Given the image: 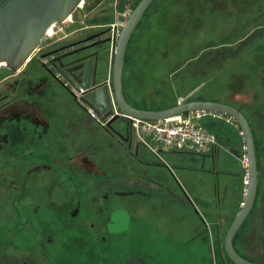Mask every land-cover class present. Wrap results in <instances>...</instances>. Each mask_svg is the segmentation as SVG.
Masks as SVG:
<instances>
[{
    "label": "flooded vegetation",
    "instance_id": "1",
    "mask_svg": "<svg viewBox=\"0 0 264 264\" xmlns=\"http://www.w3.org/2000/svg\"><path fill=\"white\" fill-rule=\"evenodd\" d=\"M95 1L82 6L84 18L74 15L80 5L67 20L78 27L42 41L20 70L0 71V264H235L219 192L215 216L163 224L178 247H161L160 224L145 214L158 192H171L166 165L97 151V132L107 135L105 150L140 145L122 118L112 132L90 116L68 72L90 60L101 87L112 78L114 14Z\"/></svg>",
    "mask_w": 264,
    "mask_h": 264
},
{
    "label": "rangeland",
    "instance_id": "2",
    "mask_svg": "<svg viewBox=\"0 0 264 264\" xmlns=\"http://www.w3.org/2000/svg\"><path fill=\"white\" fill-rule=\"evenodd\" d=\"M99 1L102 4L97 11L111 10L113 22L119 12L133 9L138 0ZM97 2L84 0L74 15L84 18L86 7L82 6L94 7ZM72 18L70 15L69 20ZM60 25L64 31L47 33L43 41L79 26L68 21ZM126 57L124 91L135 107L143 108L141 102L146 107H164L177 94L192 89L196 99L203 96L233 101L247 116L260 163L259 186L255 205L237 234L236 246L252 261L264 263V0H154L130 39ZM204 123L217 135L214 150L208 154L161 152L171 192H158L153 209L145 214L160 224L161 247L173 245L167 243L163 224L215 216L210 205L214 206L216 192L222 203L223 236L241 209L247 162L239 126L236 122L218 126L209 119ZM115 125L120 127L118 122ZM105 136L99 132L95 135L98 152L127 153V158H132L129 149L101 147ZM82 138L80 132L79 141ZM139 154L159 159L145 146L139 148Z\"/></svg>",
    "mask_w": 264,
    "mask_h": 264
},
{
    "label": "water",
    "instance_id": "3",
    "mask_svg": "<svg viewBox=\"0 0 264 264\" xmlns=\"http://www.w3.org/2000/svg\"><path fill=\"white\" fill-rule=\"evenodd\" d=\"M84 0H0V71L20 70L31 55L41 45L48 29L56 22H66L70 15L80 7ZM154 0H141L132 9L118 38L112 64L111 89L119 110L133 117L142 119H163L175 114L196 109L223 112L231 115L238 124L243 137L246 151L247 173L246 189L241 209L235 215L225 238L224 249L235 264H264L249 260L242 256L234 245V237L239 232L252 211L259 186V166L256 141L253 128L247 116L237 107L224 102L196 99L195 91L177 104L163 109L138 108L132 105L125 94L123 75L126 64V54L130 39L142 20L145 12ZM68 72L77 81L76 89H85L84 101L105 120L113 110L110 104L109 90L98 82V63L92 61L68 68ZM78 73V74H76ZM121 119L114 115L107 121V126L116 132L112 124ZM139 145H145L139 138Z\"/></svg>",
    "mask_w": 264,
    "mask_h": 264
},
{
    "label": "built area",
    "instance_id": "4",
    "mask_svg": "<svg viewBox=\"0 0 264 264\" xmlns=\"http://www.w3.org/2000/svg\"><path fill=\"white\" fill-rule=\"evenodd\" d=\"M132 9L127 8L119 12L116 19L111 23V41L115 47L120 36L125 20L119 19L122 15L125 19L129 17ZM59 22L53 24V28H58ZM53 33V34H54ZM52 34V35H53ZM111 78L108 79V90L112 114L105 120L93 109H90V116L98 123L106 125L114 115H119L130 126L135 140L139 138L144 142V146L149 148L157 157H161V152L187 151V152H208L215 148L218 143L217 135L205 123V119L216 120L225 123H234L235 119L223 112L196 109L184 113L175 114L163 119H142L125 114L118 109L111 89ZM85 89L75 91L80 99ZM246 160V158H245ZM247 162V161H246Z\"/></svg>",
    "mask_w": 264,
    "mask_h": 264
},
{
    "label": "crops",
    "instance_id": "5",
    "mask_svg": "<svg viewBox=\"0 0 264 264\" xmlns=\"http://www.w3.org/2000/svg\"><path fill=\"white\" fill-rule=\"evenodd\" d=\"M193 92V90L192 89H190L189 91H186V92H184V93H179V94H177L176 95V97H175V99L173 100V101H171V103L169 104V105H167V106H164V107H156V106H149V107H146V106H148L145 102H141V104H142V107L143 108H148V109H163V108H168V107H171V106H173V105H175V104H177L179 101H181V100H183V99H185L186 97H188L191 93ZM126 94V93H125ZM195 96V95H194ZM197 98H199V99H206V100H209V99H207V98H205V97H203V96H199V97H197ZM227 98L228 97H225V100H227ZM128 99V98H127ZM128 101L131 103V101L128 99ZM216 101H219V102H223V101H221V100H217L216 99ZM133 102L135 103V102H137V100L136 99H133ZM224 103H227V104H231V105H233V106H235L234 104H236L235 102H233V101H229V100H227L226 102H224ZM238 108V107H237ZM141 146H144V145H140L139 147H137L136 148V146L133 144L132 145V147H131V149H129L130 151L128 152V154L131 156L133 153H138L139 154V148L141 147ZM214 150V149H213ZM134 151V152H133ZM201 153H206V154H208L209 153V151L208 152H201ZM140 155V154H139ZM160 158V157H159Z\"/></svg>",
    "mask_w": 264,
    "mask_h": 264
},
{
    "label": "trees",
    "instance_id": "6",
    "mask_svg": "<svg viewBox=\"0 0 264 264\" xmlns=\"http://www.w3.org/2000/svg\"><path fill=\"white\" fill-rule=\"evenodd\" d=\"M141 0H138L137 2H136V4L133 6V9L137 6V4L140 2ZM147 12V11H146ZM145 12V13H146ZM114 18V17H113ZM113 18L111 19V21L113 20ZM141 22V21H140ZM140 24V23H139ZM126 62H127V57H126ZM210 121H212L213 123H217V125L218 126H221L222 125V123L223 122H219V121H216V120H210ZM241 130H240V128H239V132H240ZM241 135V134H240ZM242 136V135H241ZM243 138V137H242ZM257 157H258V154H257ZM260 165V163H259V159H258V166Z\"/></svg>",
    "mask_w": 264,
    "mask_h": 264
},
{
    "label": "bare ground",
    "instance_id": "7",
    "mask_svg": "<svg viewBox=\"0 0 264 264\" xmlns=\"http://www.w3.org/2000/svg\"><path fill=\"white\" fill-rule=\"evenodd\" d=\"M53 29H54V28H53V25H52V26L48 29L47 33H48V34H51V33L53 32Z\"/></svg>",
    "mask_w": 264,
    "mask_h": 264
}]
</instances>
